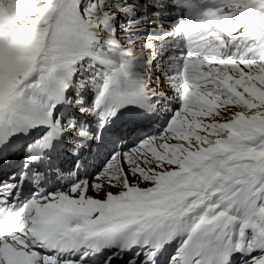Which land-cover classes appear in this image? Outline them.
I'll list each match as a JSON object with an SVG mask.
<instances>
[{"label":"snow or ice","instance_id":"6c2138e0","mask_svg":"<svg viewBox=\"0 0 264 264\" xmlns=\"http://www.w3.org/2000/svg\"><path fill=\"white\" fill-rule=\"evenodd\" d=\"M0 264H264V0H0Z\"/></svg>","mask_w":264,"mask_h":264}]
</instances>
